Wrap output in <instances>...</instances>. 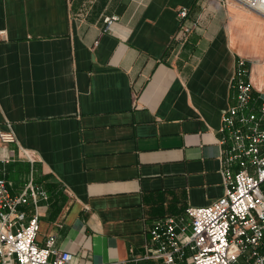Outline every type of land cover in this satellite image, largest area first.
<instances>
[{
	"label": "crops",
	"instance_id": "1",
	"mask_svg": "<svg viewBox=\"0 0 264 264\" xmlns=\"http://www.w3.org/2000/svg\"><path fill=\"white\" fill-rule=\"evenodd\" d=\"M0 32V130L16 138L0 178L36 189L18 210L37 215V245L154 264L153 223L223 194L220 117L239 58L264 97V16L235 0H0Z\"/></svg>",
	"mask_w": 264,
	"mask_h": 264
},
{
	"label": "built area",
	"instance_id": "2",
	"mask_svg": "<svg viewBox=\"0 0 264 264\" xmlns=\"http://www.w3.org/2000/svg\"><path fill=\"white\" fill-rule=\"evenodd\" d=\"M226 5L231 0H217ZM264 16V0H235ZM186 10L178 12L186 16ZM116 16L103 19L110 30ZM0 32V40L2 36ZM250 65L236 61L232 88L234 104L220 117L223 194L203 207H187L185 216H163L148 229L143 260L154 264H264V97H251ZM12 131L0 130V146L15 143ZM44 194V193H42ZM37 200L29 182L11 196L0 178V264H73L67 251L36 243L37 215L26 219L20 205ZM79 264H111L83 262Z\"/></svg>",
	"mask_w": 264,
	"mask_h": 264
}]
</instances>
